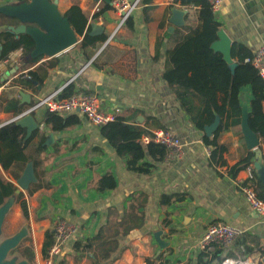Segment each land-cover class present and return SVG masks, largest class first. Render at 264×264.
I'll return each mask as SVG.
<instances>
[{
    "label": "crops",
    "instance_id": "0c3cea01",
    "mask_svg": "<svg viewBox=\"0 0 264 264\" xmlns=\"http://www.w3.org/2000/svg\"><path fill=\"white\" fill-rule=\"evenodd\" d=\"M102 1L58 0L57 9L64 16L78 3L89 13L90 35L106 33L107 41L120 14L111 0L113 8L94 17ZM186 1L141 0L130 16L131 25L125 24L113 40L100 41L97 47L90 44L84 50L83 36L76 34L74 45L55 55H44L37 62H28L30 59L20 49L0 61L3 106L17 99L22 105L21 113H26L38 98L58 90L62 95L66 89L72 93H95L103 110L119 109V116L146 133L161 127L171 129L184 145L183 156L174 160H156L147 153L143 163L149 164L151 171L136 172L128 167V156H118L105 140L101 127L79 112L61 113L79 119L62 130L53 128L45 107L28 112L38 127L25 153L32 158L29 161L40 163L37 170L45 185L32 194L24 192L34 236L41 244L46 230L58 217L75 223L78 232L72 237L84 239L98 232L110 210L122 216L135 203L140 204L138 211L144 213L145 219L142 226L119 238L121 251L115 264H216L225 258H264V219L253 211L241 192L249 175L246 166L241 168L244 160L253 153L252 163L261 159L264 164V143L260 140L258 148L249 150L241 123L233 124L219 135L221 148L217 156L221 158L216 161L213 145L204 138L215 136L222 117L216 115L214 122L203 129L196 127L180 109L163 76L167 52L189 33L188 26L197 25L200 7ZM24 2L31 0H0V7ZM175 9L186 11L181 26L173 22ZM215 15L221 25L219 31L228 35L231 47L237 43L253 54L264 44V0H223ZM30 71L43 78L42 82L36 80L35 88L13 85L20 75L29 77ZM21 91L31 95L30 103L23 100ZM252 98L251 85L243 86L240 100L242 107L248 106V112ZM17 116L0 109V126ZM226 121L225 117L223 122ZM23 127L27 135V127ZM50 134L54 140L48 143ZM109 173L115 178L116 187L98 189L99 179ZM3 174L17 184L11 173L3 170ZM117 213L111 214L112 218ZM212 222H226L244 232L231 247L219 248L200 259L199 240ZM158 230L163 231L161 237L168 243L163 248L154 236ZM68 244L64 251L69 250ZM67 258L68 264L87 262L84 259L76 263L70 256ZM258 264H263L262 260Z\"/></svg>",
    "mask_w": 264,
    "mask_h": 264
},
{
    "label": "trees",
    "instance_id": "16d2710c",
    "mask_svg": "<svg viewBox=\"0 0 264 264\" xmlns=\"http://www.w3.org/2000/svg\"><path fill=\"white\" fill-rule=\"evenodd\" d=\"M150 1L144 0L146 3ZM186 2L200 7L197 11V25L196 27L188 26L189 33L167 52L163 76L172 88L180 109L190 116L196 127L203 129L206 124L214 122L216 115L222 117L215 136L212 139L204 138L207 144L213 145L212 156L217 161L221 158L217 156L221 148L218 145L220 133L228 130L233 124L241 123L240 95L241 88L245 85H251L253 94L250 102L249 125L264 143V79L251 63L246 62V58L252 54L241 45L237 43L232 45L231 56L235 60L233 68L224 59L222 52L212 47V44L219 39L218 32L221 25L209 0H187ZM111 8H113L111 1H102L94 17H98ZM64 16L68 18L76 34L83 36L81 47L84 50L90 44L97 47L98 42L106 41L108 37L106 33L98 36L90 35L89 13L83 10L78 3H74ZM132 22L133 17H129L126 25H131ZM18 24L19 20L15 17L0 12V61L18 49L27 56L35 47V41L30 34L15 33L9 29V25ZM43 56L32 58L28 62H37ZM28 76L30 77L20 75L14 80L13 85L25 84L35 88L36 80L42 82L43 79L36 71H30ZM66 90L63 96L73 94L71 89ZM21 107L17 99L10 100L7 106L0 103L1 110L11 111L16 116L21 113ZM225 117L227 121L223 122ZM230 118H232L231 122ZM48 121L52 123L54 129L62 130L70 124L77 123L79 119L77 116L66 117L61 113L48 111ZM101 133L105 140L116 149L118 156H128L127 165L136 172L151 171L150 165L143 163L147 153L156 160L163 159L166 154V148L161 144L155 142L142 144L140 139L146 130L127 123L122 116H117L115 120L101 126ZM35 134L36 132L26 139V129L16 120L0 126V205L18 189L15 182L5 177L3 170L11 173L16 180L21 176L29 159H32L26 155L25 148ZM252 157L253 153H250L244 160L245 165L241 168L252 163ZM33 165L37 181L26 190L30 194L45 185L41 173L37 170L40 163L34 161ZM115 187L116 180L110 173L102 176L98 181L100 190ZM258 188L260 198L264 199V186L260 180ZM17 204L24 218L29 219V205L24 191L18 194ZM139 205L131 203L130 208L122 216L116 210H110L108 220L91 237L84 239L72 237L68 242L69 250L64 251L59 260L57 258L56 264H68L67 256H70L76 263L86 259V264H115L121 251L119 238L128 235L131 230L143 224L145 216L143 212L138 211ZM116 213V217L112 218V215ZM54 242L55 230L49 228L45 232L42 245L43 257H47L48 250ZM18 249L24 254L23 257L34 262V252L30 246L20 245ZM205 256H208V253L202 251L200 259H204Z\"/></svg>",
    "mask_w": 264,
    "mask_h": 264
},
{
    "label": "built area",
    "instance_id": "2783aa9c",
    "mask_svg": "<svg viewBox=\"0 0 264 264\" xmlns=\"http://www.w3.org/2000/svg\"><path fill=\"white\" fill-rule=\"evenodd\" d=\"M222 1L223 0H209L214 12L219 9ZM140 2L141 0H112L113 6L120 14V20L106 43L116 37L117 33L125 26L128 18L132 15ZM9 57L10 55L7 56L3 62ZM246 62L251 63L264 79V44H261L250 57H247ZM40 107H45L48 111L57 113L79 112L92 124L99 127L115 120L116 117L119 116V109L115 111L103 110L101 99L95 93H73L68 96H63L61 90H58L38 98L26 113ZM22 115L15 117L12 121L17 120ZM140 140L143 144L155 142L163 145L166 148V160L178 159L184 154V145L181 138L171 129L163 127L156 128L150 135L143 134ZM247 170L249 175L246 181L241 185V192L253 211L264 219V199L259 196V180L255 171L256 169L250 164L247 166ZM54 230L55 242L49 248L47 257H41L39 264H56L58 256L62 254L69 240L78 232L75 223L63 218H58L56 220ZM243 232L242 229L226 222H212L202 234L199 240V246L202 251L208 253V255H212L219 248L231 247L242 236ZM261 260V258H253V260L250 258H225L216 264H258Z\"/></svg>",
    "mask_w": 264,
    "mask_h": 264
},
{
    "label": "water",
    "instance_id": "95a60500",
    "mask_svg": "<svg viewBox=\"0 0 264 264\" xmlns=\"http://www.w3.org/2000/svg\"><path fill=\"white\" fill-rule=\"evenodd\" d=\"M111 1V0H107ZM58 0H31L29 3H21L15 7H0V12L15 17L19 20L18 25H10L9 29L15 33H28L35 41V47L30 54L27 55L29 59L38 57L40 55H55L77 42V35L67 17L63 16L57 9ZM175 17L173 22L176 25H183L182 17L186 11L174 10ZM219 39L212 44V47L222 52L224 59L233 68L235 61L231 56V40L228 35L222 31L218 32ZM20 94L24 101L30 103V94L21 91ZM23 114V115H22ZM16 121L18 124L27 127L28 139L37 129L38 125L33 116L29 113H21ZM216 122L212 125L215 127ZM241 130L249 150H255L260 145V138L258 134L249 125L248 106L245 104L242 107ZM54 140V135L50 134L47 142ZM258 178L264 186V164L261 159H257L254 163ZM37 181L34 165L29 161L21 176L17 179L18 189L0 205V231L7 213L17 202L18 194L21 191L27 190L30 185ZM162 230L154 233V236L160 246L163 248L168 243L162 239ZM27 235L26 229H22L19 233L12 237H8L0 243V264H5L4 260L7 258L10 251L19 245L21 240ZM264 264V258H262ZM10 264H29L28 259L24 258L18 263Z\"/></svg>",
    "mask_w": 264,
    "mask_h": 264
},
{
    "label": "rangeland",
    "instance_id": "374dc122",
    "mask_svg": "<svg viewBox=\"0 0 264 264\" xmlns=\"http://www.w3.org/2000/svg\"><path fill=\"white\" fill-rule=\"evenodd\" d=\"M145 134H150V133H145ZM144 145H147V144H144ZM164 158H165V156H164ZM250 164H252L254 166L253 163H249L248 165H250ZM248 165H246V168ZM19 208L20 207L16 202L15 205L11 208V210L7 213L5 220L3 222V225H2V229L0 231V243L3 242L4 239H6L8 237H12L15 234L19 233L22 229H26L27 235L21 240V242L19 243V245L17 247H15L12 251L9 252L7 258L4 260V263L10 264L12 262L18 263V262L22 261L25 257H23L24 254L22 253V251H20V249H18V247L20 245L26 244V245L30 246L34 252V262L32 263L28 260L29 264H39V260L41 259V257H43L42 252H41L43 242L41 244L39 242L38 238L36 239V237L34 236L33 229H32L30 217H29V219H25ZM58 218L66 219L64 217H58ZM58 218H56L54 220V222L52 223V225H51L52 228L55 227L56 220ZM23 243H25V244H23ZM63 252H64V250H63ZM63 252H62V254H63ZM62 254H60L58 256V260L60 259V257H62Z\"/></svg>",
    "mask_w": 264,
    "mask_h": 264
}]
</instances>
